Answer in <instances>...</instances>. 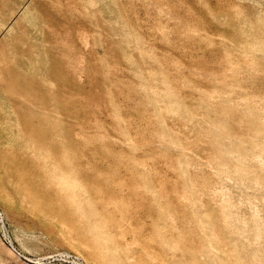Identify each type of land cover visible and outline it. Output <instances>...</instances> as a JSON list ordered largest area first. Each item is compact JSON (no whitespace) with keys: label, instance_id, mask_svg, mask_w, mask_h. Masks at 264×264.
Segmentation results:
<instances>
[{"label":"rangeland","instance_id":"rangeland-1","mask_svg":"<svg viewBox=\"0 0 264 264\" xmlns=\"http://www.w3.org/2000/svg\"><path fill=\"white\" fill-rule=\"evenodd\" d=\"M28 1L9 0L0 36ZM112 14L60 36V84L41 85L60 104V150L50 154L63 191L19 216L0 196V264H98L71 196L104 212L125 264H240L223 208L250 195L243 174L264 185V0H160L155 10L120 0ZM103 58L107 75L92 84ZM37 86L19 99L35 105ZM0 116L10 129V114Z\"/></svg>","mask_w":264,"mask_h":264},{"label":"bare ground","instance_id":"bare-ground-1","mask_svg":"<svg viewBox=\"0 0 264 264\" xmlns=\"http://www.w3.org/2000/svg\"><path fill=\"white\" fill-rule=\"evenodd\" d=\"M119 1L31 0L24 3V7L22 6L24 9H21L20 14L17 12L18 16L15 15L16 17L2 31L0 115L8 112L9 119L13 122L10 129L6 126L0 130V171L2 172L0 196L12 205L17 216L25 209L30 214L35 213L40 203H44L43 199L51 195L60 198V190L63 191L60 189V163L50 154V152L58 153L60 150V104L56 103L58 98L56 94L53 103L46 102V92L43 91L42 86L60 84V36L69 33L73 25L79 21H96L98 17L104 21L110 20V14L118 12ZM143 1L152 10H155L160 2V0ZM8 2L9 0H0L1 17ZM26 9L31 11L30 19L25 17ZM134 18L139 21L144 17L136 11ZM123 21L125 20L121 23ZM114 25L115 23L112 26ZM112 31V36H118V43L115 46L124 52L126 30L117 28ZM82 40L85 41L86 37L83 36ZM69 63L75 70L83 69L79 59H72ZM109 63L103 58L99 66L101 68L99 74L89 75L86 80L93 84L99 77L104 78ZM34 83L38 84L39 93L35 95H40L39 101L35 105L31 102L25 104L19 99L18 94L21 89L28 88ZM49 105L52 107L50 108ZM260 111L264 113V105L260 107ZM224 167H221V172H224ZM239 182L249 188L251 193L245 195L239 191L237 202H228L224 205L223 220L226 226L241 239L236 249H232L231 252L240 264H264V247L257 248L255 245L258 240L264 238V218L261 213L264 210V185H261L258 179L244 174ZM213 192L221 194V189L213 188ZM71 200L74 205L73 214L80 224L81 238L93 242V246L98 251V264H125L128 257L124 252L123 241L112 230L110 222L104 217V212L93 207L89 200H80L73 196ZM40 206L43 207L42 204ZM244 206L246 210L240 211V208H245Z\"/></svg>","mask_w":264,"mask_h":264}]
</instances>
